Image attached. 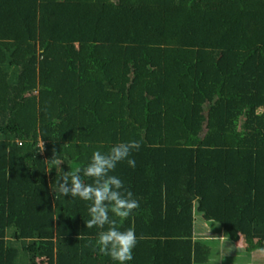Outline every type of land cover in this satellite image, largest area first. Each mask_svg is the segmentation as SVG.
Here are the masks:
<instances>
[{
  "label": "trees",
  "instance_id": "trees-1",
  "mask_svg": "<svg viewBox=\"0 0 264 264\" xmlns=\"http://www.w3.org/2000/svg\"><path fill=\"white\" fill-rule=\"evenodd\" d=\"M132 140L128 264L208 263L197 212L264 248V0H0V264H117L53 187Z\"/></svg>",
  "mask_w": 264,
  "mask_h": 264
},
{
  "label": "clouds",
  "instance_id": "clouds-1",
  "mask_svg": "<svg viewBox=\"0 0 264 264\" xmlns=\"http://www.w3.org/2000/svg\"><path fill=\"white\" fill-rule=\"evenodd\" d=\"M140 146L139 141L132 140L114 144L107 152L96 150L87 166L64 172L54 183L57 186L52 185L55 193L64 196L70 194L71 197L90 202V219L86 221V226L89 229H104L108 225L107 230L99 232L96 244L100 253L110 256L117 264H128L133 260V249L138 238L133 228L119 230L117 220L110 218L109 213L118 217L122 224L139 207V201L133 198V193L124 186V182L111 173L125 160L134 168L136 162L130 155L133 150H139ZM43 148L44 144H41L40 150ZM61 162L53 159L50 171L53 166L59 169ZM84 178H90L93 182L86 183Z\"/></svg>",
  "mask_w": 264,
  "mask_h": 264
},
{
  "label": "rangeland",
  "instance_id": "rangeland-1",
  "mask_svg": "<svg viewBox=\"0 0 264 264\" xmlns=\"http://www.w3.org/2000/svg\"><path fill=\"white\" fill-rule=\"evenodd\" d=\"M195 234L205 239L213 248V254L211 257L212 261L206 264H225L229 261L232 263L234 259L236 263L244 261L245 257L242 259L243 255L238 253L234 245H227L224 248L222 247L224 240H226L225 242L229 241L225 236V231L222 226L217 222L206 221L198 212L195 217ZM222 250H224L223 255ZM233 257L235 258L232 260L231 258ZM252 257L253 256L251 254H248L245 261L250 260ZM256 261L258 262L257 264H264V254H257Z\"/></svg>",
  "mask_w": 264,
  "mask_h": 264
},
{
  "label": "crops",
  "instance_id": "crops-1",
  "mask_svg": "<svg viewBox=\"0 0 264 264\" xmlns=\"http://www.w3.org/2000/svg\"><path fill=\"white\" fill-rule=\"evenodd\" d=\"M226 239V238H224ZM226 240H224V244H222V247L224 248L227 245H234L238 251V253H240V255L242 254V259L244 258V261H240V262H235V257L231 258L233 260V262L231 263V261H229L228 263L225 264H257L258 262L256 261L257 258V254H264V248H262L260 246V241H256L255 243H253L252 245H249L245 240H240L237 243H231L230 241L225 242ZM210 245V244H209ZM211 246V245H210ZM212 248V246H211ZM213 249V248H212ZM222 255L224 254V250H222ZM212 254H213V250H212ZM248 254H251L253 257L250 260H246V257ZM225 256V255H224ZM212 257V256H211ZM241 258V257H240ZM210 261H212V258H210ZM209 261V262H210ZM208 262V263H209Z\"/></svg>",
  "mask_w": 264,
  "mask_h": 264
}]
</instances>
